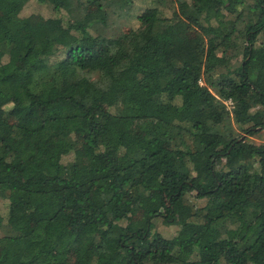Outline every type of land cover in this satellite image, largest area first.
Masks as SVG:
<instances>
[{
    "label": "trees",
    "instance_id": "trees-1",
    "mask_svg": "<svg viewBox=\"0 0 264 264\" xmlns=\"http://www.w3.org/2000/svg\"><path fill=\"white\" fill-rule=\"evenodd\" d=\"M261 131L264 0H0V264H264Z\"/></svg>",
    "mask_w": 264,
    "mask_h": 264
},
{
    "label": "rangeland",
    "instance_id": "rangeland-1",
    "mask_svg": "<svg viewBox=\"0 0 264 264\" xmlns=\"http://www.w3.org/2000/svg\"><path fill=\"white\" fill-rule=\"evenodd\" d=\"M142 1L143 0H137L139 5H142ZM44 13H45V15L49 14L47 11H45ZM198 37H199V34L196 31L189 32V39L191 41L196 40ZM252 138L257 140V141L264 140V131H261L259 133V135L252 136ZM70 157H71V155L69 154V155H67L66 158H70ZM0 208H1L3 213L6 211L5 204H4L2 198H0ZM174 228H175L174 225L165 224V223H162L160 221H157V223L155 224V229L160 231L161 233H163L166 236L170 235L174 231Z\"/></svg>",
    "mask_w": 264,
    "mask_h": 264
}]
</instances>
